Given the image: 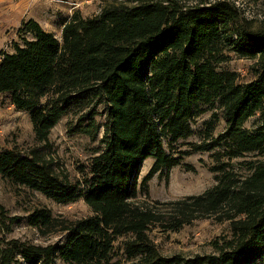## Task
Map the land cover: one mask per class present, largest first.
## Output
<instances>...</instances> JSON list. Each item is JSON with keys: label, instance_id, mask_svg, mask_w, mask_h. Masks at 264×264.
Masks as SVG:
<instances>
[{"label": "trees", "instance_id": "16d2710c", "mask_svg": "<svg viewBox=\"0 0 264 264\" xmlns=\"http://www.w3.org/2000/svg\"><path fill=\"white\" fill-rule=\"evenodd\" d=\"M227 0L185 7L169 0L109 4L93 18L74 12L60 37L34 20L21 23L19 43L0 52V96L29 114L36 144H47L66 115L70 127L102 147L78 165L71 181L55 171L53 159L37 147L27 154L0 151V175L58 204L84 201L90 217L58 221L35 210L29 224L38 231L68 232L64 245L38 246L0 239V264H253L264 253V31L251 29ZM224 51L253 61L254 81L240 83L219 71ZM222 110L224 130L213 136L214 112L201 141L179 151L193 135L192 121L208 109ZM102 107L104 122L97 123ZM81 115V116H80ZM258 115L252 130L246 121ZM213 152L215 186L201 195L156 205L138 204L142 164L154 161L141 183L179 166L186 156ZM237 165V166H236ZM0 205V221L5 218ZM4 217V218H3ZM228 223L230 236L212 242L213 254L163 257L150 241L152 228L179 232L194 221ZM11 223L14 219L10 220ZM4 223V222H3ZM126 238L123 259L114 242Z\"/></svg>", "mask_w": 264, "mask_h": 264}, {"label": "rangeland", "instance_id": "374dc122", "mask_svg": "<svg viewBox=\"0 0 264 264\" xmlns=\"http://www.w3.org/2000/svg\"><path fill=\"white\" fill-rule=\"evenodd\" d=\"M179 6L192 7L200 3H212L218 0H169ZM225 1V0H224ZM236 5L241 15L252 22L253 31H264V0H227ZM132 5V0H0V52H11L12 44L19 43L17 32L21 23L35 20L44 31L51 32L56 38L60 37L63 23L74 12H80L83 18H93L109 4ZM224 61L218 65L219 71L234 72L239 82L254 81L251 75L253 61L239 59L233 52L224 51ZM1 58V56H0ZM97 123L104 122L102 107H98ZM216 112L218 124L213 136L221 133L225 128L221 116L222 110L213 106L204 114L192 121L193 135L176 144L179 151L188 150L189 144L201 141L200 132L204 129L211 115ZM81 116V115H80ZM78 116L66 115L52 129L47 144L34 142L33 130L29 114L16 111L9 103H5L0 96V151L15 150L27 154L31 149L39 148L44 155L53 159L55 171L67 176L71 181L79 178L76 167L90 158L102 147L101 134L96 140H91L83 134H78L70 127L77 124ZM258 115L249 118L244 128L252 130L258 124ZM213 152H200L186 156L179 166L170 171L157 173L148 182L147 192H142L140 183L147 176L154 161L147 159L141 167L137 180V195L132 201L140 205H156L184 199L187 196L201 195L204 191L215 186L214 177L210 169L213 166ZM255 155H247L244 159L233 160L234 164L242 161H256ZM237 166V165H236ZM0 205L4 208L5 218L0 221V239H17L34 245L62 246L68 238V232H62L59 225L54 231H38L29 224V216L39 209L47 210L58 221L75 222L92 216L84 201L58 204L45 198L38 192L31 191L13 184L0 175ZM14 219V221H11ZM150 241L156 251L163 257L179 255L186 259L195 256L213 254L212 242L217 238L230 236L228 223H219L214 218L202 219L184 226L179 232H163L161 229H150ZM126 238H118L115 242L119 258L123 259V248ZM55 264H62L56 260ZM253 264H264L262 258Z\"/></svg>", "mask_w": 264, "mask_h": 264}]
</instances>
